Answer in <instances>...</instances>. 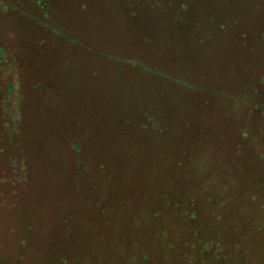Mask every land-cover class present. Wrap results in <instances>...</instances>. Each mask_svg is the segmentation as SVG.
Segmentation results:
<instances>
[{
  "label": "rangeland",
  "instance_id": "rangeland-1",
  "mask_svg": "<svg viewBox=\"0 0 264 264\" xmlns=\"http://www.w3.org/2000/svg\"><path fill=\"white\" fill-rule=\"evenodd\" d=\"M43 2L58 35L24 19L3 75L0 264L259 262L264 0Z\"/></svg>",
  "mask_w": 264,
  "mask_h": 264
},
{
  "label": "trees",
  "instance_id": "trees-1",
  "mask_svg": "<svg viewBox=\"0 0 264 264\" xmlns=\"http://www.w3.org/2000/svg\"><path fill=\"white\" fill-rule=\"evenodd\" d=\"M0 0V84L2 74V67L4 65L3 54H10L14 60L17 55L23 50L25 43L26 33L23 27L22 21L24 19L34 21L36 26H44V28L51 29L54 34L58 35L52 27L47 24H43L42 20L48 19L49 14L45 10L47 6L43 0H38L36 3L33 0ZM17 39V43L15 40ZM16 47L14 52L17 54L13 55L9 51L12 47ZM5 66V65H4ZM40 85V84H38ZM5 99L2 92H0V103ZM258 109V107H255ZM2 115V113H0ZM8 132H1V141H5L10 144L12 149H19L20 144L16 142L17 139L9 138ZM3 135V136H2ZM14 137V136H13ZM9 139V140H8ZM8 146L1 149V153H7ZM11 161H17L15 157L11 156ZM25 174H27L25 172ZM240 245H236L234 248L235 253L228 252L225 249L224 243L217 242H206L204 245L203 252H206V256L200 258L202 264H253L251 260L244 254H248L251 249L245 247L244 250L239 248ZM256 257L259 262L255 264H264V244L258 243ZM196 262L199 258L195 259Z\"/></svg>",
  "mask_w": 264,
  "mask_h": 264
},
{
  "label": "crops",
  "instance_id": "crops-1",
  "mask_svg": "<svg viewBox=\"0 0 264 264\" xmlns=\"http://www.w3.org/2000/svg\"><path fill=\"white\" fill-rule=\"evenodd\" d=\"M42 23L44 24V21L42 20ZM41 28L42 29H44V26H41ZM51 30V29H50ZM52 31V30H51ZM53 32V31H52ZM54 33V32H53ZM74 41V40H73ZM25 48V47H24ZM13 50V47L11 48V50L9 51L11 54H13L11 51ZM7 55V56H6ZM3 54V58H4V60H3V62H4V65H5V63H8V58H10V59H13L12 57H11V55L10 54ZM14 55V54H13ZM5 57H7L6 59H5ZM17 58H18V55H17ZM14 62H15V58H14ZM10 63H11V61H10ZM3 65V67H2V74L4 75V71H5V66ZM3 77L4 76H2V78H1V84H0V92H2V94L4 95V97L5 96H8V94H10V92H11V90H12V87L9 85H5V81H4V79H3ZM4 101H5V99L2 101V104L0 103V113H2V114H5L4 113V111H5V107H6V105H3V103H4ZM0 118H1V115H0Z\"/></svg>",
  "mask_w": 264,
  "mask_h": 264
}]
</instances>
